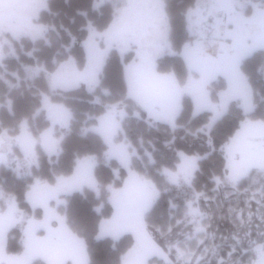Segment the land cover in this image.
<instances>
[{
  "label": "trees",
  "instance_id": "1",
  "mask_svg": "<svg viewBox=\"0 0 264 264\" xmlns=\"http://www.w3.org/2000/svg\"><path fill=\"white\" fill-rule=\"evenodd\" d=\"M195 2L196 0H165L164 2L170 25L167 40L174 53H164L156 60V63L158 70H170L179 80H184L187 75V69L180 55L182 47L186 42L193 41L189 36L185 13L195 5ZM92 3L93 0H50L47 9L40 11L36 20L47 27L52 25L57 28L61 18L64 26L61 28L64 36L62 44L69 46L71 35L82 38L83 34H86L87 27L84 25L88 20H91L98 30L106 29L112 21L116 6L112 0L100 9H94ZM79 28L82 31L79 32ZM52 30H49V34ZM194 41L193 47L197 51L198 48L202 49L205 46L217 52H224L228 48V42L221 39L207 38ZM22 45L20 58L12 59L11 63L25 62L29 65L39 63L45 70L51 72L58 66V62L64 61L66 56V54L57 55V63L53 60L54 52L57 50L54 42L45 44L37 40L34 43L32 39L25 37L22 39ZM25 51L31 52V55L26 56ZM83 53L79 43H75L70 48V54L74 56L76 64L83 65L85 61ZM130 53L121 58L116 50L109 51L99 77V84L93 92L84 87L52 91L43 74L33 79L25 77L16 83L12 81L9 74L0 77V103L2 104L0 134L5 128H8L10 132H17L20 128L18 122L23 119H26L25 122L33 133L44 130L48 124L45 113L34 115L40 107L42 93L49 95L52 101L62 103L71 113L69 127L60 141L61 151L58 156L49 158L43 149L37 147L38 163L32 165L26 173L20 174L11 167L0 165V189L14 195L20 209L27 213L31 212L25 195L35 179L54 183L58 176H70L78 159L91 156L95 160L94 178L99 192L91 187L74 191L65 196L66 204L61 211L65 215L70 230L85 242L90 264H120V257L133 244L131 234H125L119 240H113L110 237L97 239L101 220L109 218L113 213L112 205L108 202L107 187L109 185L121 187L123 179L126 178V170L114 159L105 161L104 154L107 150L105 140L99 133L87 129L90 123L95 121V117L105 111V104L123 100L126 107L127 116L121 122V131L117 139L124 136L137 149L142 160L135 158L132 162L133 168L152 179L160 190V197L146 220L149 230L155 233L159 245L164 248H166L165 240L172 237L177 230L168 232V228L181 216L185 201L191 198L192 192L186 187L178 189L168 185L158 171L161 168L174 167L179 160L178 152L198 155L202 158L198 161L199 170L195 174L193 186L196 191L204 195H212L215 188L213 177L223 173L225 161L222 146L234 135L245 118L241 107L231 103L227 112L217 120L210 133L207 129L201 131L210 119V113L205 111L193 116L190 100L185 99L183 108L176 118L175 129L167 123L149 124L144 119H137L134 111H139L142 116L144 113L134 105L132 100L124 98L126 85L123 60L130 57L132 55ZM263 64L264 50L254 52L241 64L253 90L256 107L249 113V118L254 120L264 119V80L259 71ZM17 86L19 87L16 88ZM102 89L108 90L109 93L104 95ZM213 90L215 92L214 88ZM95 96L100 98V104L91 103ZM33 118H36V125ZM34 127H39L40 130L36 131ZM209 137L212 147H209ZM146 151L150 152L155 163H149ZM114 168L118 169L119 178L115 177ZM261 181H264V175L252 171L240 184V188H258ZM173 204L176 205L175 210L171 208ZM101 205H103L102 208ZM97 208H101V211L97 212ZM216 222L222 231H226L227 226L232 227L231 219L226 215L217 219ZM20 233L16 227L8 232L7 252H20ZM253 258L254 255L251 252L239 256L241 264H248ZM153 262L161 264L156 258H153L150 264ZM41 263L43 262L37 260L33 264ZM205 264L215 263L205 262Z\"/></svg>",
  "mask_w": 264,
  "mask_h": 264
},
{
  "label": "snow or ice",
  "instance_id": "2",
  "mask_svg": "<svg viewBox=\"0 0 264 264\" xmlns=\"http://www.w3.org/2000/svg\"><path fill=\"white\" fill-rule=\"evenodd\" d=\"M139 6L136 0H129L128 7L117 15L108 30L103 33L107 42L104 52L95 48L94 41L99 34L91 27L89 28L90 35L84 43V47L88 51L89 62L85 71L77 74V80L87 83L91 90L99 82L97 76L101 65L113 45L119 49L123 56L129 50V46L135 43L138 46L137 56L140 63L133 64L128 68V95L139 100L152 119L163 121L175 129L176 118L181 110L182 97L188 94L194 101V116L206 109L213 113L207 124L201 129V131L207 129L210 133L232 100L240 98L244 101L242 107L245 118L229 142L222 146L225 163L222 175L213 177L216 189L230 186L233 190L238 191L240 184L249 177L253 169L264 175V119L249 118V113L254 110V106L250 102L246 78L239 70L241 60L254 48L244 50L237 48L230 57V64L227 67L220 65L205 68L194 65L201 72V80H190L188 85L181 89L170 77L157 75L154 63L155 53L149 54L145 50L147 46L141 39L129 31L128 17ZM161 41H166V32L161 33ZM258 46L264 47V45ZM68 69L69 65H62L54 79L59 78ZM217 74L225 76L228 87L220 93L219 103H212L205 90V85L208 79L214 78ZM145 80L156 81L160 87L166 90V95L159 99L146 96L143 88ZM208 143L209 147H212L210 137ZM109 144L111 145L110 139ZM127 147L125 145L114 146L107 153L109 157L115 156L119 160L120 165L127 170V176L123 179L121 187L108 186V191L111 194L108 202L114 211L109 219L101 220L97 239L111 236L114 240H119L125 234H131L133 244L120 257V264H150L153 257L161 258L164 264H205L206 256L210 252L212 255H216L215 247L204 246L203 252L200 254H197L196 250L190 248L187 243L184 247H181L179 242L171 244L168 246L167 252L160 247L149 230L146 218L161 193L152 179L133 170L132 156L135 155V150L129 153ZM177 155L180 162L176 165V169L162 168L161 175L169 185L178 189L186 187L191 190L192 196L185 201L182 219L177 220L176 223L177 225L184 223L185 226H190L191 233L186 236V239L187 241L196 240L197 247H200L205 245V240L212 235L208 231L211 227L212 216L209 212H205L199 203L204 194L196 191L193 186L195 174L199 170L197 162L200 157L188 156L184 152H178ZM149 161L155 163L151 156H149ZM116 175L119 178V172ZM84 183H88L89 187L96 188L95 181L90 175L81 176L79 173L70 180H61L56 188L41 186L37 182L33 192L29 194V198L32 207L34 209L42 208L44 215L42 219L35 217L28 219L27 227L23 230V252L18 255L5 253V237L13 224L23 220L24 214L18 211L14 202L9 203L7 213L0 214V264H33V261L38 257L44 261V264H90L85 242L72 234L64 216L59 215L55 209L48 206V201L57 199L61 191L71 193L80 189ZM57 203L65 202L57 199ZM253 203L257 205L255 212L252 211ZM102 207L103 205H101ZM172 207L175 208L176 205L173 204ZM101 208H97L96 211L100 212ZM262 209H264V186L252 192L245 201V208L238 210L229 208V219L235 213L233 223L236 225V232L231 237L235 243L227 253L228 261L219 259L218 264H231V257L238 249L242 253L251 252L254 255L248 264H264V211ZM254 218L259 223H255ZM53 221L56 222V227L52 226ZM171 230L170 227L169 232ZM40 231L45 234L38 235ZM173 251L175 260L170 258ZM236 264H240V262L237 261Z\"/></svg>",
  "mask_w": 264,
  "mask_h": 264
},
{
  "label": "rangeland",
  "instance_id": "3",
  "mask_svg": "<svg viewBox=\"0 0 264 264\" xmlns=\"http://www.w3.org/2000/svg\"><path fill=\"white\" fill-rule=\"evenodd\" d=\"M109 1L111 0H93L92 5L94 9H100L101 6H103L105 3ZM112 1L114 5H116L114 9V16H113L112 21L109 23L106 29L98 30L92 24V21L88 20L87 22H85L86 25H84L87 27L86 34H83L82 38H80V36L71 35L69 46H64L62 44L64 36L61 32V28L64 26H63V21L61 18H59V23L57 25V28L56 26H52V25H49L47 27V25L45 24L43 25V23H40L36 20V18L38 17V13L44 9H47V5L49 4L50 0H0V77H2L4 74H9L11 76L12 81H15L16 83L20 80H23L25 77L33 79L36 76L43 74L46 76L48 85L52 91L54 90L55 91L56 90L66 91L68 89L84 87L87 90L93 92L97 88L99 82L90 90L89 85L87 83L83 82L82 80L81 81L77 80V74L83 73L86 67L88 66L89 55H88L87 49L84 47V43L87 40L88 36L90 35V32H89L90 27L99 34L94 41L95 48L98 49L100 52H104L103 49L107 48V42L103 36V33L108 30L112 22L117 18L121 4L123 5L125 2V0H115L116 3L114 2V0ZM149 1L150 0H146L148 5L150 3L156 4V7H155L156 12H152V16H151L154 23L151 26H156L157 32L159 28L163 29L162 32L163 31L166 32V38L168 39L170 25H169L168 15H167L168 11L165 9V4H164L165 0H153V2H149ZM136 2L137 4H139V0H136ZM196 3H199V5H201L200 7L202 10L199 13L200 19L196 18L194 20V17H193L194 9L193 8H195ZM128 4H129V0L126 1L124 6H127ZM124 6L122 7V10L124 9ZM152 8L153 7L147 8V10L149 9V11H151ZM210 10L217 11V14L212 15L210 13ZM138 11L141 13L143 11V7L139 6L128 17V29L130 32H133L135 34L142 33L143 31L142 28H144V27H141L138 22H136V21H139L138 19L139 16L138 17L136 16L139 14ZM226 17L229 20L230 26L228 24V20H227V23L225 22ZM185 22L187 24V29L190 33L189 36L191 37V39H193V41L198 40V39H207V38L221 39V40L228 42L227 50L224 52L222 51L217 52V51L212 50V48L205 46L202 49L198 48V51H197L193 47V41L192 42L188 41L184 44V46L182 47L181 53H180L181 58L184 62V65L187 69V75L185 79L184 80L177 79L170 70H167V71L158 70L157 68L158 64L156 63V60L159 57H161L163 54L157 56V58L154 60L155 72L157 73V75L164 76V77H170L175 82V85L182 89L188 85L190 80L192 81L201 80V72L197 70V68L194 67V65H199L200 67H205V68H211V67H216L220 65L227 67L230 64V57L237 50V48L241 50H244L247 48H254V50L251 51L250 54L244 56V58L241 60L240 65H239V70L243 74V76L246 78V84H247V89H248V93L250 97V102L254 106V109H255L256 106H255V101L253 97V90L248 81V78L246 77L241 67V64L245 58L252 55L254 52L264 50V47L258 46V45H264V0H196L195 5L191 7L189 10H187L185 13ZM194 25L196 26L197 30L193 28ZM165 28L166 30H164ZM50 29H53V30L49 34ZM138 29H141V30H138ZM151 29H154V28H151ZM78 30L79 32L82 31L80 28ZM162 32L161 30H159V34ZM67 34H70V33H67ZM25 37L32 39L34 43L37 40H39L40 43H45V44H52V42L56 43L57 50L56 52H54L55 54H54L53 60L57 63V55L62 56L66 54L64 61L58 62V66L54 68V71H51V72L48 70H45V68L42 65L40 66L39 63L35 65H29V64H26L25 62H20L17 64L11 63L10 61L12 59L20 58V51H21L20 49L23 47L22 39ZM140 39L144 44H146L147 39L145 41L143 37L142 38L140 37ZM75 43H79L84 52L83 56L85 58V61L83 65L79 63L76 64L74 56L70 54V48ZM168 45H169V49L171 50V52L174 53L173 48L171 47L170 43H168ZM137 47L138 46L135 43L131 44L129 46V50L125 52L123 56H121L119 49L115 45H113V47L109 50V51L116 50L121 58L122 57L124 58L130 52H131L130 54H132L130 55V57L123 60L124 61L123 62L124 63L123 72H124V79H125V85H126L125 86L126 95L124 98L132 100L134 105L140 108L141 111L144 113V115L142 116V114L139 111H134V116L137 119H144L149 124L163 122V121L152 119L148 115L147 111L144 109L142 103L139 100L128 95V90H127L128 68L129 66L133 64L140 63L139 57L137 56ZM163 48L166 50V52H169V49L167 46H164ZM156 49L157 48H155V50ZM146 51L149 54H151L150 51L148 50ZM25 54L26 56H30L31 52L25 51ZM105 59L103 61V64L101 65L99 74L97 76L98 81L102 73ZM62 65H69V69L63 72L59 78L54 79L56 73L61 70ZM19 68L22 69L21 72H19ZM259 71L261 74V78L264 80V64L261 66ZM18 87L19 86H17L16 88ZM227 87H228V81L226 80L225 76L222 74H217L215 75L214 78L208 79L205 85V90L212 103H219L220 93L225 91ZM143 88H144L145 95L148 96L149 98L159 99V98H162L164 95H166V90L160 87L159 84L154 80H145L143 82ZM213 88L215 89V92ZM102 93L106 95L109 92L106 89H102ZM41 99L42 100L40 103V107L38 110L35 111L34 115H38L43 112L45 113V116L48 119V124L44 128V130L42 129L40 130L39 127L37 128L34 127L36 131H39V130L40 131L38 133H33L31 129H29V126H27V123L25 122L26 119H23L21 120V122H18V127L20 128L17 132H14V131L10 132L8 128H5V129L3 128L4 130L0 134V161H2L0 162V165L11 167L13 170L17 171L20 174L28 172L32 165H37L38 163L37 147H40L41 149H43L44 152L48 154L49 158L58 156V154L61 151L60 141L65 133V130L68 129L69 124H70L71 113L67 109V107L62 105V103L60 102L52 101L50 99V96L47 94L42 93ZM185 99L190 100V104L192 107V115H193V112L195 111V105H194L192 96L188 94H185L182 97L181 109L183 108V105H184L183 103ZM91 103L100 104L101 100L99 97L95 96L94 99L91 101ZM231 103H236L243 110L242 104L244 103V101L242 99L240 98L234 99L229 103V105ZM1 105L2 104L0 103V108H1ZM157 107L159 110V105ZM228 107H227V110H228ZM7 108H9L8 104H7ZM125 109L126 107L124 106L123 100L117 101L115 103L113 102L110 104H105V111L98 117H95V121H93L94 123L93 122L90 123V125L87 127V129H90V130H93L99 133L101 137L105 140L107 144V150L104 154L105 161L108 162L111 159H114L119 166H121L120 162L115 156L109 157L107 155V153L114 146H120V145L128 146L127 151L129 153H132V151L135 150V155L132 156V162L135 158H137L138 160H142L141 156L137 152V149L134 146H132V144L124 136H122V138L120 137V139H117L121 131V122L127 116ZM227 110L224 113H226ZM205 111L210 113V118H211L213 113L210 110L206 109V110L201 111L200 113L205 112ZM33 121H34V125H36V118H33ZM109 139L111 141V145L109 144ZM145 154L149 161V156H151L150 152L146 151ZM188 156H198V155H188ZM201 158L202 157H200V159ZM179 162L180 161L178 160L176 165ZM149 163L151 164L150 161ZM176 165L172 168L170 167L169 169L175 170ZM94 168H95V160L91 156H86L82 159L77 160L76 165L74 167V171L70 176H58L55 179L54 183H48L44 180L35 179L25 195V200L27 201L31 209L30 213H27L25 210L20 209L18 207V204L16 202L14 195L6 193L0 189V214L7 213L9 203L11 202H14L18 211L24 214L23 220H21L18 223L13 224L8 229L6 233V237H5V240L7 242L8 232L14 227L18 228L21 232L19 234V247L21 250L18 253H9L6 250V243H5V253L7 255L21 254L23 252V246H22L23 230L27 227L28 219L32 217H35L36 219L43 218L44 210L40 207H37L34 209L32 207V204L29 198V194L33 192L34 188L37 185V182H39L41 186L46 185L49 188H56L61 180H70L72 177L76 176L78 173L81 176L90 175L92 179L95 181ZM114 169H115L113 170L115 173L114 175L115 177H117L116 173L118 172V169L117 168H114ZM161 169L158 171L160 175H161ZM133 170L136 171L134 168ZM252 171H256V170L253 169ZM126 176H127V170H126ZM163 179L165 180L164 177ZM263 185H264V181H261L259 183L258 188L241 189L239 186L238 191L233 190L230 186H224L217 190L215 186L213 190L214 193L212 195H204L199 202L201 208L205 212H209L213 220V224L211 220V227L208 229L209 233L212 235L210 236V238L205 240V245L197 247L196 240L187 241L186 236L191 233V227L185 226L184 223L177 225L176 223L177 220L182 219V214H181V216L175 220V223L170 225L172 230L174 229H177V230L176 232L173 233L172 237H169L168 239L165 240L166 248L161 247V246L160 247L165 252H167L168 246L171 244H175L179 242L180 246L184 247V245L187 243V245L190 248L196 250L197 254H200L203 252L204 246H209L210 248L215 247L216 255H212L210 252L206 256L205 262H209V263L214 262L215 264H218L219 259H224L225 261H228L229 258L227 256V253L231 249L232 245L235 243L231 238L233 233L236 232V225L233 223V221L235 220V213L232 214V218H231L232 227L229 228V226H227L226 231H222V228L221 229L219 228V224H217L216 220L221 217H224L225 215L229 218V213H228L229 208H233L237 210L245 208V201L251 196L252 192L259 190L261 186ZM85 187H89L88 183L82 184L80 189L74 190V191H81ZM107 190H108V187H107ZM95 191L99 192L97 185H96ZM71 193H66V192L61 191L58 194L57 199L59 201H64L65 203L58 204L57 199H51L48 201V206L50 208L55 209L59 215L65 217V215H63L61 211L66 204L65 196ZM110 195L111 194L108 191V201H109ZM171 208L174 210L176 209V207L173 208L172 205H171ZM256 208H257V205L253 203L252 211L255 212ZM183 209L184 207L182 208V213H183ZM262 211H264V209H262ZM254 221L255 223H259V221L255 220V218H254ZM52 226L53 227L57 226L55 221L52 222ZM67 227L70 230L68 224H67ZM44 234L45 233L43 231H40L38 233V235L40 236H43ZM72 234L76 236L78 239H81L73 232ZM152 234L157 241L155 233L152 232ZM241 234H242V230H241ZM98 235H99V232H98ZM105 237L112 238L111 236H104L101 238H105ZM243 254L245 253H242L238 249L237 252L234 253L233 256L231 257V264H236L237 261L240 262L239 256ZM235 255H238V256H235ZM153 258L158 259L161 262V264H164L161 258L159 257H153ZM170 258L175 260L174 251ZM37 260L43 262L41 264H44V261L40 259L39 257L36 258L33 261V263ZM153 264H158V263L153 262Z\"/></svg>",
  "mask_w": 264,
  "mask_h": 264
},
{
  "label": "crops",
  "instance_id": "4",
  "mask_svg": "<svg viewBox=\"0 0 264 264\" xmlns=\"http://www.w3.org/2000/svg\"><path fill=\"white\" fill-rule=\"evenodd\" d=\"M126 1L127 0H125V2H124L123 5L121 4V7L119 9V13L122 11V7L125 5ZM149 2H153V0H150ZM128 5L127 6H124V9H126L128 7ZM138 5H140V6L143 7V11L141 13L138 11L139 14H141V15H139V14L136 15L137 17L139 16V18H138L139 21H136V22H138L139 25L141 27H144V28H142V30H143L142 33H136V34L138 35V37L139 36L141 38L143 37L144 41L147 39L146 40V44H145L147 47H146L145 50L150 51L151 54L152 53H155L154 60L157 58V56H159L161 54L171 53V50L169 49V45H168L167 38H166V41H161V33L159 34V30H161V32H162L163 29H160L159 28L158 29V32H157L156 26H151L154 23L153 20H152V18H151V16H152V12H156V10H155L156 4L150 3L148 5V3L146 2V0H139V4ZM200 6L201 5H199V3H196L195 8H193L194 9V15H193L194 20L196 18H199L200 19V14L199 13L202 10ZM150 7H153L151 9V11H149V9L147 10V8H150ZM210 13L212 15H215V14H217V11L210 10ZM227 20H228V18L226 17V19H225V22L226 23H227ZM228 24H229V20H228ZM229 26H230V24H229ZM151 28H154V29H151ZM193 28L197 30V28H196L195 25L193 26ZM138 30H141V29H138ZM164 30H166V28ZM164 46H167L168 47L169 52H166V50L163 48ZM155 48H157L159 50H157V49L155 50ZM103 50L105 51V49H103Z\"/></svg>",
  "mask_w": 264,
  "mask_h": 264
}]
</instances>
